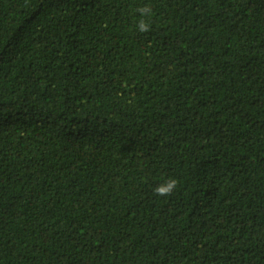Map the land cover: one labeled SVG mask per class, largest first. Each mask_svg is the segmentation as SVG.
Listing matches in <instances>:
<instances>
[{"label": "trees", "instance_id": "obj_1", "mask_svg": "<svg viewBox=\"0 0 264 264\" xmlns=\"http://www.w3.org/2000/svg\"><path fill=\"white\" fill-rule=\"evenodd\" d=\"M0 264H264V0H0Z\"/></svg>", "mask_w": 264, "mask_h": 264}, {"label": "clouds", "instance_id": "obj_2", "mask_svg": "<svg viewBox=\"0 0 264 264\" xmlns=\"http://www.w3.org/2000/svg\"><path fill=\"white\" fill-rule=\"evenodd\" d=\"M139 28L142 32L148 31V26L143 21L140 22ZM177 186L178 181L175 178H170L158 184L154 189V193L159 197H167L173 193Z\"/></svg>", "mask_w": 264, "mask_h": 264}]
</instances>
